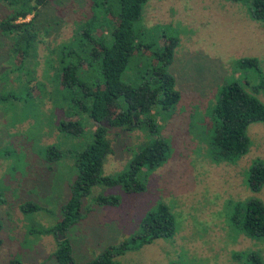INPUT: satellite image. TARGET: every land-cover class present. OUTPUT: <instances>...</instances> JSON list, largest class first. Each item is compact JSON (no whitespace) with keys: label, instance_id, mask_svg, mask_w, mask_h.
I'll return each mask as SVG.
<instances>
[{"label":"rangeland","instance_id":"rangeland-1","mask_svg":"<svg viewBox=\"0 0 264 264\" xmlns=\"http://www.w3.org/2000/svg\"><path fill=\"white\" fill-rule=\"evenodd\" d=\"M111 3L53 0L39 7L35 17L39 41L26 59L11 53L10 41L0 35V94L17 96L0 97V264H60L52 254L57 248L55 236L32 229L50 227L59 219L75 177L74 153L91 141L94 125L67 106L70 95L60 82L62 48L81 46L79 33L94 14L95 25L114 19L107 11ZM6 13L2 1L0 19ZM135 27L136 42L151 46L136 50L122 73V81L134 87L146 78L150 66L158 64L155 52L163 47L161 35L179 39L167 70L175 78L180 98L173 110L157 104L147 113L169 150L166 160L145 178L144 191L128 194L121 185L91 188L83 199L84 218L68 232L74 261H89L107 246L138 232L148 212L164 203L175 219L174 234L126 251L117 257L122 264H248L245 257L236 261L233 255L249 252L264 262V236H247L231 220L235 206H244L250 198L264 204V184L253 192L247 181L252 163L264 162V123L248 126L250 148L235 160L214 161L211 145L212 110L223 84L240 81L264 103L263 89H256L260 76L236 64L241 57L257 58L264 79V23L254 20L242 1L146 0ZM100 31L96 28L95 35ZM81 57L80 53L65 55L63 65ZM90 76L98 79L97 64ZM67 118L81 120L86 127L82 137L58 131L59 122ZM153 138L143 122L128 130L109 129L111 151L104 159L102 175L125 171ZM51 144L65 152L48 170L43 150ZM99 194L117 196L120 203L96 205L93 200ZM28 201L41 209L23 213L20 206Z\"/></svg>","mask_w":264,"mask_h":264},{"label":"trees","instance_id":"trees-1","mask_svg":"<svg viewBox=\"0 0 264 264\" xmlns=\"http://www.w3.org/2000/svg\"><path fill=\"white\" fill-rule=\"evenodd\" d=\"M2 1L7 7V13L0 19V35L10 41L11 53H19L21 59H26L33 44L39 41L40 31L35 24L38 9L53 0H0ZM109 1L112 3L109 4L107 11L114 19L110 17L108 22L103 19L102 25H95L98 18L94 14L91 20L85 22L86 25L79 33L78 42L82 43L81 46H77V49L70 46L67 50L62 48L60 82L62 88L70 95L67 106L74 108L82 118L89 117L94 125L91 141L74 153L75 177L69 185V198L61 204L59 219L50 227L32 229L37 233H50L55 236L57 248L52 254L60 264H122L117 257L126 251L138 250L157 238L171 237L175 231L173 214L166 204L160 203L142 219L138 232L107 246L89 261L78 263L73 259L68 232L84 217L83 199L97 184L121 185L128 194L145 190V178L166 160L169 150L168 142L159 134L153 117L147 113L157 104L163 109L173 110L180 98V93L175 88V78L167 70L179 43L178 37L173 35L165 33L161 35L163 47L155 52L159 62L147 69L149 72L146 78L137 87L122 81V73L134 52L144 51L151 46L149 43L143 45L136 42L135 24L141 16L142 6L146 0ZM232 1L247 4L254 20L264 23V0ZM31 14L32 17L25 20ZM96 28L101 29L97 35L94 33ZM102 28L106 29L107 34ZM79 53L82 55L79 61L63 65L62 59L65 61V55L74 56ZM93 64L98 66L99 77L96 81L90 76ZM236 64L242 69H254L260 76L256 89L262 88L264 91V79L257 58L241 57ZM246 83L248 84V80ZM2 96L17 98L11 93L0 94L1 98ZM212 114V158L220 162L232 161L248 152L250 141L247 128L253 122L264 123V103L247 92L243 83L234 80L222 85ZM80 119L61 120L58 131L72 138L82 137L86 127ZM141 122L149 128L154 138L134 155L125 171L116 176L102 175L104 159L111 151L109 129L128 130ZM64 152L60 145H45L43 159L48 170L62 159ZM247 181L253 192H257L264 184L262 160H255L252 163ZM93 201L100 206H117L120 203L117 196L103 194L96 196ZM38 209H41V206L32 201L24 202L20 206L23 213ZM90 209L91 206H88L86 211ZM231 220L232 224L247 236H264L263 202L258 198H250L244 206L236 205ZM1 227L0 223V229ZM242 257L246 258L248 264H264L261 256L254 252L233 255L236 261ZM11 263L19 264L16 261Z\"/></svg>","mask_w":264,"mask_h":264},{"label":"crops","instance_id":"crops-1","mask_svg":"<svg viewBox=\"0 0 264 264\" xmlns=\"http://www.w3.org/2000/svg\"><path fill=\"white\" fill-rule=\"evenodd\" d=\"M84 215H85V214H84ZM83 218H84V217H83ZM83 218H82V219H83Z\"/></svg>","mask_w":264,"mask_h":264}]
</instances>
